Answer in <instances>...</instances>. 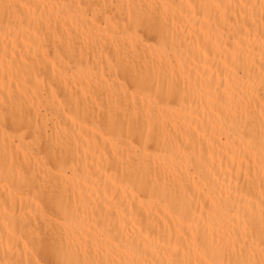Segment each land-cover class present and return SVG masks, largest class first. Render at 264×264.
<instances>
[{
	"label": "bare ground",
	"instance_id": "obj_1",
	"mask_svg": "<svg viewBox=\"0 0 264 264\" xmlns=\"http://www.w3.org/2000/svg\"><path fill=\"white\" fill-rule=\"evenodd\" d=\"M0 264H264V0H0Z\"/></svg>",
	"mask_w": 264,
	"mask_h": 264
}]
</instances>
